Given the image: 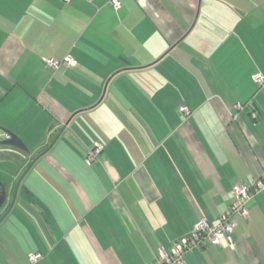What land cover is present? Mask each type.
Segmentation results:
<instances>
[{
  "label": "crops",
  "instance_id": "crops-1",
  "mask_svg": "<svg viewBox=\"0 0 264 264\" xmlns=\"http://www.w3.org/2000/svg\"><path fill=\"white\" fill-rule=\"evenodd\" d=\"M110 1L0 0V141L29 151L0 147V264H157L264 172V0ZM246 209L184 264H264V190Z\"/></svg>",
  "mask_w": 264,
  "mask_h": 264
},
{
  "label": "built area",
  "instance_id": "built-area-1",
  "mask_svg": "<svg viewBox=\"0 0 264 264\" xmlns=\"http://www.w3.org/2000/svg\"><path fill=\"white\" fill-rule=\"evenodd\" d=\"M70 0H64L69 2ZM110 6L113 10L120 8L118 0H111ZM45 64L52 68L58 69L59 67L73 68L76 62L71 57H65L61 62L49 59L44 60ZM254 83L258 88H264V77L261 74H256L252 77ZM236 109L241 110L242 105L237 104ZM185 114L189 112L186 109L182 110ZM256 117V112L252 113V118ZM101 147L95 145L89 149L85 156L84 162L87 166H92L98 159L101 153ZM264 190V172L261 177L256 180L252 185H236L232 189L233 202L231 206L219 217L217 224L211 225L204 219L199 220L188 237L176 243L168 251L160 248L157 253V264H184V255L191 249L207 245L222 247L226 244L230 249L234 248L233 233L237 227V220L247 221L248 212L246 204L249 199L260 191ZM42 259L41 254H31L28 257L30 264H37Z\"/></svg>",
  "mask_w": 264,
  "mask_h": 264
},
{
  "label": "water",
  "instance_id": "water-1",
  "mask_svg": "<svg viewBox=\"0 0 264 264\" xmlns=\"http://www.w3.org/2000/svg\"><path fill=\"white\" fill-rule=\"evenodd\" d=\"M5 135H6V139L0 141V147H10L22 151L25 154L29 153V151L26 149L24 144L14 134L6 132ZM16 192H17V188L13 193V198L7 212H9V210L11 209L14 203ZM9 195H10V190L7 189L0 181V209H2L6 205Z\"/></svg>",
  "mask_w": 264,
  "mask_h": 264
},
{
  "label": "trees",
  "instance_id": "trees-1",
  "mask_svg": "<svg viewBox=\"0 0 264 264\" xmlns=\"http://www.w3.org/2000/svg\"><path fill=\"white\" fill-rule=\"evenodd\" d=\"M120 3V2H119ZM109 5H110V3H109ZM121 5V4H120ZM111 7V6H110ZM121 7V6H120ZM120 9V8H119ZM118 9V10H119ZM118 10H114V11H118ZM47 60H49V59H47ZM45 63V62H44ZM46 65V64H45ZM74 68V67H73ZM56 70V69H55ZM240 105H242V104H240ZM244 106H249V104L247 103V104H245V105H242V108L244 107ZM253 112H256V111H253ZM252 112V113H253ZM252 113H251V117H252ZM252 119H256V117L255 118H252ZM16 152H20L19 150H17V149H14ZM36 157H38V155H36ZM94 164V163H93ZM2 183V182H1ZM3 184V183H2ZM4 185V184H3ZM5 186V185H4ZM1 210V209H0Z\"/></svg>",
  "mask_w": 264,
  "mask_h": 264
}]
</instances>
